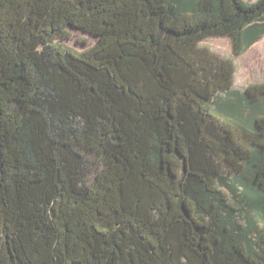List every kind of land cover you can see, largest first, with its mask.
I'll list each match as a JSON object with an SVG mask.
<instances>
[{
  "label": "trees",
  "instance_id": "trees-1",
  "mask_svg": "<svg viewBox=\"0 0 264 264\" xmlns=\"http://www.w3.org/2000/svg\"><path fill=\"white\" fill-rule=\"evenodd\" d=\"M218 37L264 0H0V264H264V83Z\"/></svg>",
  "mask_w": 264,
  "mask_h": 264
},
{
  "label": "rangeland",
  "instance_id": "rangeland-1",
  "mask_svg": "<svg viewBox=\"0 0 264 264\" xmlns=\"http://www.w3.org/2000/svg\"><path fill=\"white\" fill-rule=\"evenodd\" d=\"M254 2L256 0H245ZM94 38L75 32L68 43L78 49H86L94 45ZM216 56L229 59L235 67L234 87L244 90L249 86L264 83V37L240 55L234 54L230 39L225 37L210 38L200 44Z\"/></svg>",
  "mask_w": 264,
  "mask_h": 264
}]
</instances>
